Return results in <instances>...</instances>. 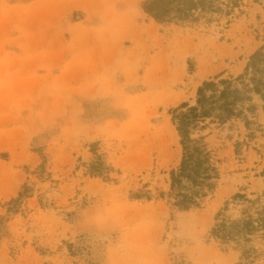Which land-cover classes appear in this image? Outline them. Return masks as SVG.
I'll use <instances>...</instances> for the list:
<instances>
[{"label": "rangeland", "instance_id": "obj_1", "mask_svg": "<svg viewBox=\"0 0 264 264\" xmlns=\"http://www.w3.org/2000/svg\"><path fill=\"white\" fill-rule=\"evenodd\" d=\"M143 1L0 0V264L239 261L208 234L234 195L264 192L262 110L251 138L241 121L201 133L222 161L202 209L174 211L161 195L183 156L170 111L244 72L264 10L245 0L227 29L207 30L160 25ZM98 157L113 181L90 173Z\"/></svg>", "mask_w": 264, "mask_h": 264}, {"label": "trees", "instance_id": "obj_2", "mask_svg": "<svg viewBox=\"0 0 264 264\" xmlns=\"http://www.w3.org/2000/svg\"><path fill=\"white\" fill-rule=\"evenodd\" d=\"M264 10V0H249ZM245 0H145L144 12L160 25L214 27L227 29L234 21L236 10ZM255 98L260 103L255 102ZM264 112V45L252 54L244 72L237 77H216L204 81L198 89L197 104L183 103L172 109V123L183 147L180 165L170 172V190L162 194L168 205L183 213L200 210L218 188L221 180V159L201 135L212 125L219 127L241 121L248 138L261 131L259 112ZM241 143H237V146ZM237 154L240 152L236 150ZM45 164L38 171L44 170ZM91 174L106 173L113 181V167L100 157L89 166ZM29 186L8 203V212L19 208ZM136 199H151L150 193H133ZM16 205V206H15ZM18 206V207H17ZM208 239L218 243L224 253L239 254L237 264H264V192L238 193L215 216ZM172 264H193L183 255H173Z\"/></svg>", "mask_w": 264, "mask_h": 264}, {"label": "crops", "instance_id": "obj_3", "mask_svg": "<svg viewBox=\"0 0 264 264\" xmlns=\"http://www.w3.org/2000/svg\"><path fill=\"white\" fill-rule=\"evenodd\" d=\"M84 4H85V3L82 2V5H84ZM126 28H127V25H124V26H123V25H120V26L117 27V29H119V30H120L121 32H123V33H124V31H126ZM128 28H129V27H128ZM127 31L130 32V30H127ZM131 32H132V31H131ZM131 32H130V34H131ZM1 188H2V189L5 188V185H2ZM2 189H1L0 191H1V193L3 194V193L5 192V189H3V190H2Z\"/></svg>", "mask_w": 264, "mask_h": 264}]
</instances>
